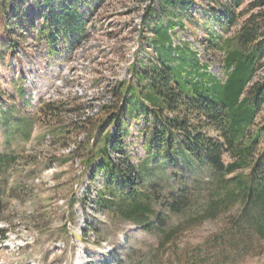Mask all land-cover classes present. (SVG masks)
Returning <instances> with one entry per match:
<instances>
[{
  "label": "rangeland",
  "instance_id": "374dc122",
  "mask_svg": "<svg viewBox=\"0 0 264 264\" xmlns=\"http://www.w3.org/2000/svg\"><path fill=\"white\" fill-rule=\"evenodd\" d=\"M75 1L85 30L48 43L34 33L46 0H0V264H181L187 247H198L188 264H264V206L248 202L244 190L256 159L228 173L181 153L157 154L148 144L151 118L126 119L124 153L109 154L153 214L139 225L98 207L101 176L89 181L96 163L85 172L69 158L75 139L67 128L111 103L130 65H149L155 52L144 42L140 48L148 36L140 24L147 7L161 12L155 0ZM185 16L172 31L174 47L195 54L207 76L223 83V49L252 17L261 16L264 28V0H194ZM263 79L264 54L246 95ZM60 100L56 125L65 133L51 139L37 112ZM256 123L264 125V103ZM192 128L203 145L223 144L218 133ZM109 134L111 144L115 129ZM233 161L224 141V168ZM173 200L183 201L177 213L168 208Z\"/></svg>",
  "mask_w": 264,
  "mask_h": 264
},
{
  "label": "trees",
  "instance_id": "16d2710c",
  "mask_svg": "<svg viewBox=\"0 0 264 264\" xmlns=\"http://www.w3.org/2000/svg\"><path fill=\"white\" fill-rule=\"evenodd\" d=\"M155 1L161 16L149 6L140 24L148 35L141 39L140 48L143 49V42L146 46L150 45L155 52L153 60L142 68L130 65V78L116 84L113 101L103 105L94 117L70 120L67 130H70L75 142L69 158L79 161L85 172L96 163L90 171L89 181L92 184L97 176H101L102 191L96 200L98 207L124 221L142 225V217L153 214V210L137 187L127 179L122 168L112 161L109 153L110 150L124 153L123 137L128 133L125 120L144 116L147 120L151 118L148 144L157 154L166 151L181 153L197 164L203 160L214 171L225 170L228 173L238 167L249 168L250 159H256L245 179L248 185L244 190L249 189L248 202L263 207L264 148L259 152V144L264 141V125L257 124L256 119L264 103V79L254 84L248 95L245 93L264 54V28H260L259 22L261 16L245 22L237 37L228 42L230 47L226 44L223 49L226 77L221 83L207 76L195 54L175 48L172 42V31L181 24L183 17H190L185 15L194 0ZM46 3L44 19L34 31L36 37L53 43L57 34L76 35L85 30L84 15L78 10L75 0H46ZM87 8L91 6L87 4ZM192 73L199 75L200 80L191 79L189 76ZM63 105L62 100L50 101L37 112L41 121L45 120L51 139H59L65 133V129H58L56 125ZM169 114L172 116L169 117ZM241 124L244 129L237 133L236 128ZM194 125L205 132L212 130L218 133L223 144L220 147L203 145L200 134L190 133V130L196 129L192 128ZM110 128L116 131L111 144ZM251 128L255 129L254 132L250 131ZM79 135H83L81 139ZM224 141L226 153L234 159L226 168L222 163ZM182 202L173 200L168 208L177 213L178 204ZM197 249L185 248L181 264H188L190 260L186 258L190 253L194 255Z\"/></svg>",
  "mask_w": 264,
  "mask_h": 264
}]
</instances>
